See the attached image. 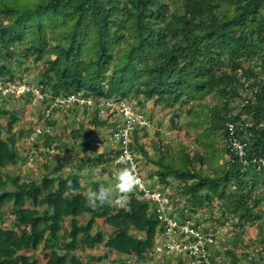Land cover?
<instances>
[{"label":"trees","instance_id":"1","mask_svg":"<svg viewBox=\"0 0 264 264\" xmlns=\"http://www.w3.org/2000/svg\"><path fill=\"white\" fill-rule=\"evenodd\" d=\"M252 60L260 72L243 65ZM29 63H41L38 88L51 95L42 102L45 109L54 98L71 94L84 100L82 106L64 105L75 113L89 100L102 102L106 111L112 102L133 101L140 108L144 101L154 107L178 104L179 109L194 101L199 150L182 147L167 159L158 139L152 160L140 143L148 129L138 124L130 132V150L156 167L148 179L153 176L157 188L176 182L175 191L187 206L175 202V207L186 211V218L194 219L196 210L216 199L226 204L235 227L260 220L255 208L264 205V169H257L252 159L264 157V0H0V81H16L15 64H23L22 72L28 73ZM207 96L217 103H206ZM98 111L92 133L107 124L112 131L123 125L121 112L115 122L116 111L106 115V122L99 120ZM4 117L0 264H99L109 256L115 258L106 264H127L123 257L139 264L151 258L162 230L151 203L130 193L124 206L92 209L86 204L89 188L106 185L95 179L83 186L80 180L90 179L96 164L104 165L100 176L112 166L118 155L114 142L109 151L87 159L84 175L77 167L63 177L42 164L36 179H23L8 169L24 159L16 146L22 132L9 133L17 118L0 107V119ZM228 123L235 124V137L246 143L245 164L229 151ZM79 130L71 127V139L83 137ZM42 136L44 146L54 141ZM84 140L83 148L89 146ZM69 180L75 193L66 187ZM8 214L12 218L6 220ZM97 220H103L109 234L97 229ZM94 246L104 253L88 252Z\"/></svg>","mask_w":264,"mask_h":264},{"label":"rangeland","instance_id":"2","mask_svg":"<svg viewBox=\"0 0 264 264\" xmlns=\"http://www.w3.org/2000/svg\"><path fill=\"white\" fill-rule=\"evenodd\" d=\"M252 61L247 64L244 62L243 65L245 67L252 65L256 71L260 72V66L254 65L255 62ZM40 64L41 63H29L28 73L22 72L23 64H15L16 67H14V70H16L15 73H17L16 81H7L5 84L16 86L28 83V86H31L32 88H38L37 76L39 74ZM17 80L21 82H18ZM45 94L47 99L51 97L49 93ZM30 97L24 94L19 97L15 95L6 98L3 97L2 100L0 99V107L11 114L14 113L17 118L16 123L12 126L9 133L17 136L19 132H22L16 146L19 148L20 156L24 159L17 166L8 168L11 170L12 174H19L23 179H36L43 170L41 165L46 164L48 166V171L51 172L53 169H56V174H60L63 177L74 172L77 167H80V170H82L81 174L84 175L89 171L88 166L83 165L85 162L86 164H89L87 163V159H94L99 154L109 151L112 147L113 143L109 136L110 131H112L110 125L107 124L102 128H96L98 131L92 133V130L94 129L93 116L96 113V109L99 108V120L110 122V117H106V115H110L113 111H116L115 116L111 118V120L115 122L116 119L118 120L117 116H119V110L121 109V106H123L122 103L117 105L114 104V106L112 102L111 104L114 107H112V110L106 111L105 108H100L102 102L94 104L92 100H89L86 101V108H77L76 113L74 110L69 111V106H58V109L53 111L49 117L44 116L45 119L42 117L43 113L45 115V104L35 99H31ZM128 102L129 106L134 107V114L136 116H143L146 120L141 119L144 121L141 122V125L145 127L147 126L148 136L145 138L141 137L140 143L144 145V150L150 159H156V141L158 139L162 142V149L164 150V153L166 154L165 158L167 159L171 156H175L182 147L189 148L191 152L197 149L199 150V128L192 125L195 120L194 110L196 107L193 105L194 101L179 109L177 108L178 104L174 105L172 108L160 106L154 107L153 103L144 101L140 108L135 107L133 101ZM205 102L211 104L217 103V101H211L210 96H207ZM79 105L82 106L81 102H79ZM7 122V117L0 119V125L4 126V128L7 125ZM50 123L52 124L50 125ZM72 123L73 125L71 127L80 129L79 135H83V137H79L76 140L71 139L72 137L69 131ZM39 133L53 137L54 141L50 142L48 146H44V138L42 134L37 137V134ZM156 134H158V136H156ZM6 136L7 133L4 131L3 137L5 138ZM84 139L88 140L89 146L83 148L81 145L85 141ZM93 140L96 142L94 143ZM58 145L65 148L62 150L55 148V146ZM69 146L74 147L72 150H65L67 147L69 148ZM80 148H83V151H80ZM136 155L140 159L139 166L142 175L146 178L148 187L155 189V185L157 184L155 182L156 180L152 175L151 180H149L148 175L151 174L156 167L148 161L146 162L140 154ZM196 160L198 159H194V162ZM97 166L100 168L104 167V165L99 166L96 164L92 169ZM115 171L116 168L113 166H107V171L103 175H91L90 179H82L80 182L83 186H87L90 180H100L106 185V188L110 189L113 198H117L118 193L115 189L116 181L113 175ZM176 185V182L172 180V186H168L164 191L170 193L175 202H179V205L176 207L183 208L187 205H185V201H183L179 193L175 191ZM117 205L124 206L125 203ZM9 208L10 206H7L6 210H9ZM175 210L178 211L177 209ZM255 210L259 211L261 217L260 220L253 221L241 227H235L232 225L233 217L226 212V204L221 200L214 199L205 207L196 210L193 217L194 220L198 222V226H201L202 228L212 227L217 236L216 245L212 249V255L218 264H232V261L236 264H264V243L260 245L254 241L258 238L259 240H264V205L262 203L259 204ZM181 212L183 215L187 213L186 211H182V209ZM215 217L220 218V221L214 220L213 218ZM11 218V215H6V220ZM82 219H88V217ZM96 223L98 230L104 232L105 235L109 234L110 229L104 225L103 220H97ZM155 243L157 244L158 240L155 239ZM88 252L95 256H101L104 253V250L101 246H94V248L88 250ZM113 258L115 257L109 256L107 261L109 262V260H112ZM123 258L127 264H135V261L132 258ZM107 261H102L99 264H106ZM177 261V258L162 255L155 256L153 254L148 261L139 264H177Z\"/></svg>","mask_w":264,"mask_h":264},{"label":"built area","instance_id":"3","mask_svg":"<svg viewBox=\"0 0 264 264\" xmlns=\"http://www.w3.org/2000/svg\"><path fill=\"white\" fill-rule=\"evenodd\" d=\"M245 89H241V93L247 98V91ZM24 94L29 97L31 96V99L39 102H43L46 99V94L42 93L37 87L32 88L26 83L15 86L4 84L0 81V95L2 97L6 98L15 95L19 97ZM247 101L248 99H244L242 103L245 105L248 103ZM74 102L78 105L79 102L82 105L84 104V100L77 95L71 94L65 97H56L53 99L52 104L44 110V116L49 117L54 107H62ZM108 106L110 107L108 111H110L115 105L112 106L109 103ZM119 111L122 114L121 120L123 121V125L119 126L113 132L115 135L112 134L113 141L119 146V154L114 161V165H125V167L127 166L132 169L138 177V185L132 193H139L141 200L150 202L153 205L155 218L162 228L161 233L156 237L158 243H155L151 251V256L154 254L155 256L162 255L177 258V264H218L212 255V249L215 247L217 240L214 230L212 228L198 226V222L194 219H188L185 215L182 216L181 211L173 212L168 194L150 189L145 184L141 176L140 168L135 161V155L130 150V132L133 130L135 124L142 126L141 122L145 119L143 116H136L132 111V107L129 105L123 104ZM227 131L230 136L228 139L229 151L245 164L246 143L235 137V124L228 123ZM121 157H124L125 164L118 163ZM252 163L257 169H264V157L252 159Z\"/></svg>","mask_w":264,"mask_h":264},{"label":"clouds","instance_id":"4","mask_svg":"<svg viewBox=\"0 0 264 264\" xmlns=\"http://www.w3.org/2000/svg\"><path fill=\"white\" fill-rule=\"evenodd\" d=\"M130 144H131V141H130ZM135 161H136V159H135ZM118 163H126L124 157L119 158ZM137 164L139 166V162H137ZM139 168H140V166H139ZM100 173H101V168L98 166L91 170V175H93V176H97ZM113 175H114V179L116 181L115 189L118 193L117 198L114 200L113 194L110 191V189L104 187L103 185H100L95 190L89 188L87 190L86 196H85L86 204L88 207H90L92 209H96V208H98L100 206H104V205L111 206L114 203L122 204V203L127 202L128 198H129V194L132 193L138 185V177L134 174L132 169L129 167L118 168V169H116V171L114 172ZM141 176H142L145 184L147 185L146 178L142 175V173H141ZM66 187L72 193L76 192V189H75L74 185L72 184L71 180H69L67 182ZM147 187H148V185H147ZM167 187L168 186H163L160 189L157 187H155V189L150 188V187H148V188L153 189V190H158L161 192H165L166 194H168V197L170 198L171 208H172V210L174 208L173 211H176L175 210V208H176L175 207V201L172 198L173 196H171L170 193L164 191V189Z\"/></svg>","mask_w":264,"mask_h":264},{"label":"bare ground","instance_id":"5","mask_svg":"<svg viewBox=\"0 0 264 264\" xmlns=\"http://www.w3.org/2000/svg\"><path fill=\"white\" fill-rule=\"evenodd\" d=\"M144 119H145V118H144ZM119 126H120V125H119ZM119 126H118V127H119ZM110 132H111V134L109 135V136H110V140H111V142L113 143L114 141H113V139H112V134H113L114 131H110ZM113 135H115V134H113ZM114 144H115V146H116V148H117V150H118V154H119V146H118V144L115 143V142H114ZM130 145H131V144H130ZM117 156H118V155H117ZM135 157H137V156L135 155ZM116 158H117V157H116ZM116 158H115V159H116ZM114 161H115V160H114ZM112 166H113L114 168H116V169H118V168H123L122 165H117V166L114 165V162H113ZM140 172H141V170H140ZM135 194H136V193H135ZM137 194L140 195L139 193H137ZM139 199H140V198H139Z\"/></svg>","mask_w":264,"mask_h":264},{"label":"crops","instance_id":"6","mask_svg":"<svg viewBox=\"0 0 264 264\" xmlns=\"http://www.w3.org/2000/svg\"><path fill=\"white\" fill-rule=\"evenodd\" d=\"M176 209V208H175ZM173 210H174V208H173ZM173 212H175V211H173Z\"/></svg>","mask_w":264,"mask_h":264}]
</instances>
